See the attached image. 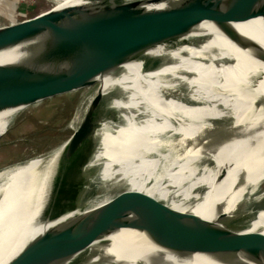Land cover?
Instances as JSON below:
<instances>
[{
    "label": "bare ground",
    "instance_id": "6f19581e",
    "mask_svg": "<svg viewBox=\"0 0 264 264\" xmlns=\"http://www.w3.org/2000/svg\"><path fill=\"white\" fill-rule=\"evenodd\" d=\"M83 4H89V0H57L55 8ZM147 5L149 9H161L166 4ZM30 35L0 50V70L30 59L45 39L44 35ZM251 55H264V18L225 24L205 21L103 75L99 79L104 85L99 125L104 116L112 117L107 111L108 100L114 98L112 83L123 85L133 71L152 66V61L174 66L189 63L187 69L165 80L140 109L148 115L145 122H138L133 113L119 126L108 129L115 137L109 149L112 161L86 170L91 175L101 171L122 195L136 192L146 201L155 199L168 205L152 218V223L199 220L225 225L233 217L247 216L251 218V231H260L264 228V210L254 214L241 202L250 184L264 180V65ZM254 76L259 80L252 90L250 78ZM25 111L0 113V137ZM106 138L105 131H97L98 147H107ZM61 151L43 163L34 160L0 172V264H8L29 241L65 221L49 223L38 212L51 167ZM126 159L123 168H112ZM174 192L181 193L182 198L177 200ZM141 207L143 204L127 205L122 213L130 215L128 210ZM108 213L112 216L102 212L92 220L106 225L121 218L115 216V210ZM108 241L96 245L94 253L51 264H203L211 249L219 252L214 260L243 257L240 264H264V249L243 254L221 247H201L188 250L190 256L184 258L163 249L147 232L137 229H122Z\"/></svg>",
    "mask_w": 264,
    "mask_h": 264
},
{
    "label": "water",
    "instance_id": "95a60500",
    "mask_svg": "<svg viewBox=\"0 0 264 264\" xmlns=\"http://www.w3.org/2000/svg\"><path fill=\"white\" fill-rule=\"evenodd\" d=\"M152 3L166 5L161 9L147 8ZM260 17L264 18V0H89V4L63 9L54 6L1 26L0 50L24 35H44L45 39L26 63L0 70V113L25 111L41 102L97 85L78 129L51 167L39 204L40 217L49 223L65 221L29 241L8 264H51L94 253L96 245L107 244L108 238L122 229L145 231L160 247L184 258L190 256L188 250L201 247H221L226 252L243 254L264 249V228L251 231L252 225H240L242 218L238 216L225 225L199 220L152 223V218L168 205L155 199L146 201L136 192L119 194L91 207L80 205L88 194L86 186L80 190L81 177L87 172L81 161L89 143L96 140L104 100V85H99V79L147 50L192 31L202 22L240 23ZM173 196L177 200L182 198L181 193ZM139 204L143 207L128 210L130 215L122 213V207ZM114 210L116 217L121 216L119 221L106 225L90 222L102 212L112 216L108 212Z\"/></svg>",
    "mask_w": 264,
    "mask_h": 264
},
{
    "label": "rangeland",
    "instance_id": "374dc122",
    "mask_svg": "<svg viewBox=\"0 0 264 264\" xmlns=\"http://www.w3.org/2000/svg\"><path fill=\"white\" fill-rule=\"evenodd\" d=\"M56 1L0 0V27L47 11L55 6ZM252 57L256 59L254 56ZM257 57L264 60V55ZM259 62L264 65L263 62ZM149 64L152 66H145L142 69L133 71L123 85L112 83L110 92L114 95V98L111 96L108 100L110 104H107V111L112 115H116L117 118L116 121H111L109 117L104 116L98 129L99 131H105L107 147H98L97 139L92 140L81 161L83 166H96L111 162V151L109 149L114 146L113 138L115 137L108 129L119 126L133 113L138 122H145L148 119V115L140 110L143 105L165 80L177 75L181 69L189 65V63H181L176 66L163 65L164 61L162 60L152 61ZM171 66L175 67V70L171 69ZM258 80L259 77L256 76L250 78V88L252 90ZM99 85L101 86L102 83H99ZM184 89L186 88L183 87L182 90ZM96 91L97 85H94L41 102L28 108L24 113L13 119L7 132L0 137V172L34 160H41L43 163L61 149L78 129ZM167 135L168 133L163 135V139ZM123 156L128 158L127 153ZM153 156H156V154H153ZM127 161L128 159L119 161L112 168L116 169L118 167L117 170L119 167L123 168ZM101 174L102 172L100 171L96 175H91L90 170H88L81 177L82 187L80 190L86 186L88 193L81 203H85L87 207L96 205L103 200L114 198L121 193L116 186H111L109 180L105 179ZM1 185L2 183H0V187ZM173 189L171 188L170 190ZM176 193L174 192V194ZM241 202H245L246 209L254 214L263 211L264 180L258 184H250ZM90 222L95 224L92 218ZM240 225H251V218L247 216L242 218ZM218 254L219 252L211 249L206 253L203 264H240L243 258L232 257L214 260V257Z\"/></svg>",
    "mask_w": 264,
    "mask_h": 264
}]
</instances>
